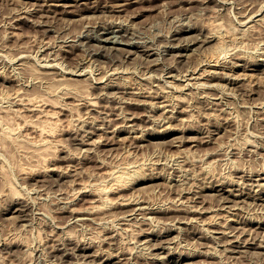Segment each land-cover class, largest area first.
I'll return each instance as SVG.
<instances>
[{"label": "rangeland", "instance_id": "374dc122", "mask_svg": "<svg viewBox=\"0 0 264 264\" xmlns=\"http://www.w3.org/2000/svg\"><path fill=\"white\" fill-rule=\"evenodd\" d=\"M0 264H264V0H0Z\"/></svg>", "mask_w": 264, "mask_h": 264}, {"label": "bare ground", "instance_id": "6f19581e", "mask_svg": "<svg viewBox=\"0 0 264 264\" xmlns=\"http://www.w3.org/2000/svg\"><path fill=\"white\" fill-rule=\"evenodd\" d=\"M183 28V27H182ZM178 29V30H184V29ZM178 32H181V31H178ZM107 38V37H106ZM89 39V38H88ZM99 39V38H98ZM107 39H109V38H107ZM122 39V38H121ZM90 40H92L91 38H90ZM112 40V39H111ZM114 40V39H113ZM118 41H119V39H117ZM123 40V39H122ZM125 41V40H124ZM128 41V40H127ZM114 42V41H113ZM133 42V41H132ZM132 42H125V43H129V44H131ZM139 42V41H138ZM133 45V44H132ZM138 45V44H137ZM142 46V45H141ZM184 98V97H183ZM183 98H180V99H183ZM90 102H92V101H90ZM95 103V102H94ZM261 176V175H260ZM251 179H252V177H251ZM212 184V183H211ZM215 185V184H214ZM218 185V184H217ZM206 186V185H205ZM210 187V186H209ZM213 187V186H212ZM215 187V186H214ZM223 187H224V185H223ZM231 192V191H230ZM128 199V198H127ZM129 199H130V197H129ZM157 209V208H156ZM167 209V208H166ZM182 209V208H181ZM161 210H163V209H161ZM150 211H151V209H150ZM149 211V212H150ZM158 211V210H157ZM160 211V210H159ZM77 212V211H76ZM80 212V211H79ZM76 216V215H75ZM138 263V262H137ZM140 263V262H139Z\"/></svg>", "mask_w": 264, "mask_h": 264}]
</instances>
